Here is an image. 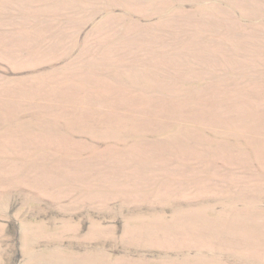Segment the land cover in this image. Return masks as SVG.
I'll use <instances>...</instances> for the list:
<instances>
[{
  "label": "rangeland",
  "instance_id": "1",
  "mask_svg": "<svg viewBox=\"0 0 264 264\" xmlns=\"http://www.w3.org/2000/svg\"><path fill=\"white\" fill-rule=\"evenodd\" d=\"M0 264H264V0H0Z\"/></svg>",
  "mask_w": 264,
  "mask_h": 264
}]
</instances>
